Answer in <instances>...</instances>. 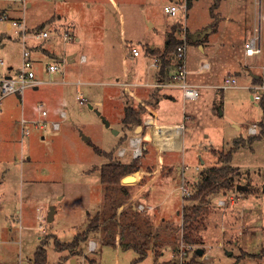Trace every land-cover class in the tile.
<instances>
[{"label":"rangeland","instance_id":"rangeland-1","mask_svg":"<svg viewBox=\"0 0 264 264\" xmlns=\"http://www.w3.org/2000/svg\"><path fill=\"white\" fill-rule=\"evenodd\" d=\"M167 1L0 0V35L5 43L0 48V57L6 64L8 61L14 66L21 63L22 45L10 36L13 30L8 27L13 19H22L28 28H51L53 22V27L79 36L77 41H64L58 36L50 39L49 49L61 56L56 62L59 71H64V91H57V86L50 84L24 90L23 102L29 105L32 117L39 120L22 123L19 107L3 116L5 101L11 96L1 100L0 148L9 153V173L0 181V264H32L34 251L42 240L46 241V264H92L91 260L93 264H184L197 248L203 253L193 261L201 264H264V134L251 135L247 129L253 123L259 127L257 121L263 119L264 93L260 101L251 100L248 85L253 80L246 66L243 67L246 77H235L237 87L216 90L211 101L184 99L182 89L177 86L160 88L157 91L160 103L148 104V108L153 114L165 116L168 108L175 105L171 119H179L183 126L175 123L172 128L154 130L151 143L143 140L140 132L135 136L139 134L148 144V154H141L138 164L141 159L144 165L154 163L161 167L160 174L174 176L171 188L183 183L190 193L208 167L223 164L220 155L224 158L238 138L241 144L234 148L230 162L235 169L232 181L248 185L249 189L234 188L224 196L221 192L211 194L193 221V226L198 227L185 230L181 225L183 208L199 202L189 196H184L182 202L178 189H173L168 198L159 190L151 210L137 208L139 202L147 203L145 197H139V202L133 197L137 186L145 180V168L128 183L115 187L106 186L100 180V166L107 159L94 146L113 153L125 147L122 160L133 149L129 136L121 141L120 135L113 132L120 126L116 121L120 87L112 83L117 77L129 80L137 58L130 53L132 46L142 51L148 46L144 41L163 44L165 36L160 30H168L177 19L164 12ZM231 15L234 21L226 23L227 29L240 42L241 50L244 40L254 33H260L264 47V0H242ZM146 19L154 24H147ZM179 20L184 26L185 19ZM70 23L74 25L69 26ZM64 50L75 52L72 62L63 56ZM189 50L191 47L186 52ZM81 54L86 55L85 62L79 61ZM50 55L33 56L36 72H47L46 63L55 61ZM246 61L261 75L264 51L246 56ZM142 67L147 68L146 64ZM135 77L129 88H151L140 85L144 77ZM172 89L177 90L173 94L176 102L169 101L166 107L164 95ZM77 92L93 107L80 104ZM96 99L102 104L95 105ZM58 100L63 101L59 107L65 109L67 117L64 120L57 117L60 126L54 130L50 117L56 114ZM184 105L187 109L200 107L198 118H185ZM41 109L48 111V116L40 117ZM102 116L110 120L108 126ZM257 135L250 143V138ZM219 199L226 203L219 204ZM49 206L54 208L51 221L46 219ZM176 209H180L179 216ZM39 212L41 219L37 217ZM151 213L155 215L153 219L149 216ZM97 214L99 227L78 248L55 249L54 238L70 242ZM146 216L150 223L144 220ZM186 233L191 237L188 241L183 238ZM90 240L97 242L94 250L88 249ZM181 244L191 246L183 255L177 252Z\"/></svg>","mask_w":264,"mask_h":264},{"label":"crops","instance_id":"crops-1","mask_svg":"<svg viewBox=\"0 0 264 264\" xmlns=\"http://www.w3.org/2000/svg\"><path fill=\"white\" fill-rule=\"evenodd\" d=\"M232 2V5H231ZM242 0H189V9L187 16L185 18V23L182 26L181 22L178 21L179 26L181 25V29L178 30L177 34L180 38H186L187 47H191L188 52H185V64L187 69V76L186 80L189 84L196 86L200 94L199 97L195 101H200L201 99L209 100L211 101L212 96L214 95L215 91L218 89H226L228 87H235L236 84L233 86H228L226 88L222 87L223 80L227 77H246V73L243 71V67L246 66L247 74L252 78H256L260 75V73H257L253 70L251 67V64L247 63L246 61V54L244 53V49L241 48L240 42H238L236 39L234 40L233 32L232 35L230 34L229 30L227 29V24L231 22L234 19L232 18L231 11H236V8L241 4ZM166 3V2H165ZM26 5H30L29 1H26ZM87 6H90L89 2H86ZM233 6V8H232ZM177 19H179L177 17ZM175 19V21H177ZM22 20V19H21ZM147 21L151 22L150 24H154L152 21L146 19ZM234 23V22H233ZM74 24L70 23L69 26H73ZM9 27V24H8ZM154 27V26H153ZM152 27V28H153ZM51 28L52 29H62L61 27L54 26L53 22H51ZM71 28V27H70ZM147 28H149V25H147ZM180 28V27H179ZM161 33L164 34L165 39L163 44L157 43L156 41L148 43L144 41V44H147L150 48H163V45L166 40L167 30H160ZM2 35V34H1ZM0 35L1 41H0V48L3 49L5 47V43L2 41V37ZM74 35V32H73ZM258 36L259 42L261 44V35L253 34L252 36ZM75 40L77 41L79 39V36L74 35ZM247 40V39H246ZM244 40V42L246 41ZM243 42V43H244ZM52 42L47 41V44H43L41 46H38L33 56L36 55L38 58L39 55H46L51 54L50 56L52 59H55L57 61L61 56L55 55L53 53V50L50 48L49 45H51ZM47 45V46H46ZM262 46V45H261ZM186 47V49H187ZM263 51H264V47ZM131 53V52H130ZM75 52H68L64 50L63 56L67 59L68 62H72L74 60ZM132 55V54H131ZM132 57L136 58L135 66L132 67L129 80L127 79H121L119 80L117 77V81L112 83V85H118L120 87V94L119 95V105H118V112L117 116L118 118L116 121L119 122L120 126L119 128L114 132L118 134L120 137L119 139L122 141L127 136L134 137L136 134L140 132L139 134H142V139H146L149 143L153 142L154 138V130H160L162 128H172L173 124H179L180 127L183 126L181 122H179V119H171L174 114V107H169L167 114L165 116H162V114L159 116L157 114H153L151 112V109L148 108V104H159L160 103V94L157 92L160 88L157 86H154L155 82L163 81L167 78L164 76V74H161L158 68H154L150 65L152 61L153 55L148 53L146 50L142 49L140 50V53L137 56L132 55ZM87 60V57H86ZM53 61V60H51ZM54 61V62H55ZM49 62V61H48ZM202 63H206V67H202ZM146 64L147 68L144 70L142 69ZM161 64V62H160ZM20 65V64H19ZM19 65L14 66L13 63L7 62L5 66H0V74L8 73L9 71H14ZM140 66V67H139ZM139 68H141L139 70ZM144 70V71H143ZM174 70V64L170 65L168 68H166L165 72L168 74L171 73ZM59 69L55 72H36L37 77L39 80L42 81L41 84H50V85H56L57 91H64V71L58 72ZM227 73V74H226ZM234 73V74H233ZM135 76H142L144 77L143 82L140 85L151 87L150 89H145L141 87L138 88H129L130 85H132L131 80L133 78H136ZM236 79V78H235ZM38 87V86H37ZM37 87H34L33 89H36ZM172 87V86H170ZM179 87V86H177ZM237 87V86H236ZM122 89V90H121ZM26 91V90H25ZM23 91L21 94L14 93L10 94L8 96H11L8 100L5 101L4 104V113L3 116L6 114L8 110H14V108H20L21 109V117L20 121L22 119H25L26 122L34 123L39 119H34L32 115L29 113V105H25V102H23V95L25 93ZM177 90L172 89L171 91L166 92L164 95L167 102L164 104L166 107L170 104L169 101L176 102V99L173 97V94L176 93ZM66 92V91H65ZM118 90L116 91V93ZM78 93V92H77ZM59 97H62L60 93H57ZM60 94V95H59ZM14 95V96H13ZM77 96V94H76ZM58 97V99H59ZM251 97V96H250ZM77 98V97H76ZM17 99L18 102L16 101ZM224 99V98H223ZM50 103L51 100H48ZM15 102L17 104L15 105ZM58 108L56 109V114H53L52 117H50V121L52 122H59L56 118H61L64 120L67 117V113L65 109H62L59 107V104L62 105L63 101L58 100ZM256 102V101H255ZM42 104V103H38ZM37 104L38 107H40ZM95 105H101L100 100L94 101ZM210 105V104H209ZM126 106H132L139 110V117L141 119V123L137 125H126L122 118L124 116V109ZM164 106V107H165ZM13 107V108H12ZM42 107V105H41ZM166 109V108H165ZM45 110V109H41ZM40 110V112H41ZM200 107H193L187 109V106H183V114L185 118L190 119L198 118V112L200 111ZM3 109L0 112H2ZM61 111L64 112V117H61L60 113ZM39 112V116H48V111H46L45 115H42ZM28 115H25V114ZM171 113V115H170ZM193 116V117H192ZM27 117V118H26ZM178 120V121H177ZM110 122V120H109ZM257 122H260L258 120ZM21 123V122H20ZM256 125L257 133H259L260 125L258 127V124L253 123ZM141 125L140 129H137V126ZM60 126V125H59ZM59 129V128H58ZM54 129V130H58ZM115 130V129H113ZM137 131V132H136ZM139 134H137L138 137ZM185 137L184 131H182V138ZM141 138V137H140ZM141 139V143L142 140ZM88 140V139H87ZM194 146V144L192 145ZM125 148V147H121ZM187 147L186 149H188ZM103 150V149H101ZM105 151V150H103ZM144 151V152H143ZM146 151V152H145ZM107 152V151H106ZM126 154V148L125 153L123 156H118L117 153H113V158L117 159L121 162H129L133 155L132 153L129 154V156L123 158ZM142 154L147 155L148 154V144L143 141L142 144ZM9 153L7 152L4 147L0 148V181L2 179H5L6 176H8L9 173V167H8V161H9ZM145 158H143L144 160ZM147 162V160H146ZM202 162H204L202 160ZM105 163V161H103ZM139 169L136 171L141 172L142 169L145 168V180L141 185H138L133 193L134 199H137L139 197H145L147 200V203L144 204L148 206V210L152 209L153 206V199L155 198V195L159 190L165 192V198H168L170 196V193L173 191V189H178L182 198V202L184 200L183 196V190L181 189V186L183 183H180L178 186H174L171 188L170 186L174 183V176L165 175V173L160 174V171H162L161 167H158L154 163H146L144 165V162L142 159L139 161ZM207 170V169H206ZM134 173V175L136 174ZM134 175L125 181V184L129 182L130 179L134 177ZM170 183V184H169ZM185 186V185H184ZM188 188V187H187ZM141 203V202H139ZM135 205V204H133ZM1 208L4 210L5 207L1 206ZM175 213L179 216L180 215V209H176ZM8 214H5V217H7ZM148 215V214H147ZM151 215V218L153 219L155 215L153 213L149 214ZM147 222L150 223L151 220L146 216ZM3 241V240H1ZM7 241V240H6ZM5 241V242H6ZM96 242V241H95ZM97 246V242L95 243V247ZM176 249V248H175ZM71 262H76L75 258H70Z\"/></svg>","mask_w":264,"mask_h":264},{"label":"built area","instance_id":"built-area-1","mask_svg":"<svg viewBox=\"0 0 264 264\" xmlns=\"http://www.w3.org/2000/svg\"><path fill=\"white\" fill-rule=\"evenodd\" d=\"M164 12L168 15L178 17L179 19H185L189 9V0H168L163 5ZM177 19V21H180ZM9 28L13 30L12 37L17 38L22 45L21 49V63L20 65L12 72L0 74V105L2 98L18 93L21 94L28 87H37L42 81L36 75V71L34 70V59L33 53L38 46H41L43 42L48 41L56 36L62 37L64 41H73L75 37L73 33L67 29L58 30L51 29L48 27H34L28 28L23 20L13 19L8 22ZM36 42V43H35ZM187 42L186 38H183L182 43L177 45L176 53H175V64L174 70L168 74L167 78L163 81L155 82L154 86L159 88L170 87V86H179L182 89V95L184 99L195 100L199 97L200 91L199 89L191 85L187 82V69L185 64V52H186ZM244 53L247 56H254L257 54H261L263 52V48L259 42L258 36H251L244 43ZM140 53L139 48L136 46L131 47V54L137 56ZM80 62L86 61V55L81 54L79 57ZM6 63L2 57H0V66H5ZM150 65L154 68H158L160 66V58L158 55H153L152 61ZM202 67H206V63H202ZM262 73L257 77V80H253V82L248 85V88L251 90V100L252 101H260L263 93H264V62L261 65ZM45 69L47 72H55L59 69L58 63L55 61H49L45 65ZM236 82V79L233 77L225 78L222 87L226 88L228 86H233ZM77 100L80 104L87 105L88 100L85 96H83L80 92L77 93ZM41 106L42 104H38ZM41 114L45 115L46 110H41ZM61 117H64V112L61 111ZM22 123H25L26 120L22 119ZM52 128L58 129L59 122H52ZM248 133L251 135H255L257 133L256 125H249L247 127ZM141 138L138 136H134L130 138L129 145L132 146V155L133 158L140 157L142 154V145ZM125 153V148H119L117 155L123 156ZM181 189L183 190V196H189L190 192L187 186L182 184ZM219 204L226 203V200L219 199ZM137 208L140 210L148 209V206L143 203L137 204ZM37 217L41 219L42 214L39 212ZM190 245L181 244L177 252L180 255L186 253L187 249H190ZM88 249H95V242L90 240L88 243ZM182 264V263H181Z\"/></svg>","mask_w":264,"mask_h":264},{"label":"trees","instance_id":"trees-1","mask_svg":"<svg viewBox=\"0 0 264 264\" xmlns=\"http://www.w3.org/2000/svg\"><path fill=\"white\" fill-rule=\"evenodd\" d=\"M179 26L178 21H174L170 28L167 30L166 40L163 45V48H150L149 46H145L144 50H146L151 55H158L160 58V67L159 71L161 74L166 76V68L170 65L175 64V53L176 47L180 43H182L183 39L180 38L177 34V28ZM253 80H257V78H252ZM122 121L126 125H137L141 123V119L139 117V110L132 107L126 106L124 109V116ZM260 132L258 135L264 134V116L263 119L259 122ZM257 136H253L250 138V143L258 138ZM143 144V141H142ZM235 146L230 148L224 158L220 155V159L223 164L219 166H210L207 170L202 174L201 180L196 184V188L193 193H190L189 198L193 200H198V204H193L190 207L184 206L183 214H182V227L187 230L188 227L193 226V221L198 217L200 211L202 210V205H206L208 203V197L211 194L220 193L224 196L227 191L236 188V184L233 183L232 178L235 172V169L230 165L232 152L234 148L241 144L240 139L234 140ZM94 149L97 151L99 155H103L107 162L102 163L100 166V177L102 184L115 187L118 184L122 185L126 180L131 178L134 173L139 169L138 160L139 157L132 158L129 162H121L117 159H113V151H103L94 146ZM144 152V151H143ZM147 222V218H144ZM196 220V219H195ZM148 223V222H147ZM99 215L97 214L85 227V230L78 232L74 235L73 239L70 242H61L57 238H54L53 244L57 251H62L64 249L75 250L78 248L81 242L87 240L89 234L97 229L99 226ZM193 227H198L193 226ZM190 234V233H189ZM183 238L185 240H190V236L188 233L184 234ZM46 241H40V244L36 247L32 264H46L47 263V251H46ZM193 257L184 262V264H201L199 261H193L194 257H198L199 255L194 251ZM93 264V261L91 260ZM175 264V262H172ZM171 263V264H172Z\"/></svg>","mask_w":264,"mask_h":264},{"label":"water","instance_id":"water-1","mask_svg":"<svg viewBox=\"0 0 264 264\" xmlns=\"http://www.w3.org/2000/svg\"><path fill=\"white\" fill-rule=\"evenodd\" d=\"M151 22L147 21V24H150ZM257 78V77H256ZM90 108H92L93 106L91 104L88 105ZM99 113V112H98ZM102 120L105 122V125L108 126L109 125V121L102 116ZM141 125L137 126V129H140ZM116 130H113V132H115ZM137 132V131H136ZM84 140H87L88 137L87 136H83ZM244 187L243 185L240 184H236V189ZM263 192H264V184H263ZM53 213H54V208L53 206H49V209L47 211V216L46 219L47 221H51L53 219ZM196 253L198 255H201L203 253V250L201 248H197Z\"/></svg>","mask_w":264,"mask_h":264},{"label":"flooded vegetation","instance_id":"flooded-vegetation-1","mask_svg":"<svg viewBox=\"0 0 264 264\" xmlns=\"http://www.w3.org/2000/svg\"><path fill=\"white\" fill-rule=\"evenodd\" d=\"M244 187L249 189V186L248 185H244ZM262 190H263V185H262Z\"/></svg>","mask_w":264,"mask_h":264}]
</instances>
